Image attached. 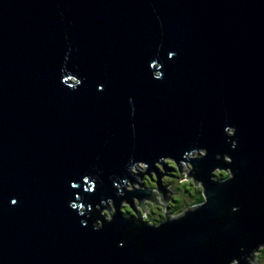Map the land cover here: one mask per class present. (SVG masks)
I'll return each instance as SVG.
<instances>
[{
    "label": "water",
    "instance_id": "95a60500",
    "mask_svg": "<svg viewBox=\"0 0 264 264\" xmlns=\"http://www.w3.org/2000/svg\"><path fill=\"white\" fill-rule=\"evenodd\" d=\"M165 157L204 198L149 224L132 198L151 190L124 185L154 171L167 202ZM261 246L264 0H0V264H256Z\"/></svg>",
    "mask_w": 264,
    "mask_h": 264
},
{
    "label": "rangeland",
    "instance_id": "374dc122",
    "mask_svg": "<svg viewBox=\"0 0 264 264\" xmlns=\"http://www.w3.org/2000/svg\"><path fill=\"white\" fill-rule=\"evenodd\" d=\"M203 153L204 151L200 150L198 152H194L190 154V157H195ZM170 159L172 158L165 157L160 161L162 164L158 162L156 163L157 171L165 174L160 177V182H161V186L165 187V190L169 191V192H165V195L170 198L167 202H165L163 198V193L159 192L157 189V184H156L157 177L154 171H149V176L147 174H143L142 179H140V177L134 178L135 181L131 182V184L129 182V179L125 181L126 185H124V190L133 191V188L135 189H139V188L145 189L146 188L148 190H151V195L149 199L147 198L141 199V207H139L137 199L135 197L132 198V202H133L134 207L136 208V211L139 212L140 217L143 220H146L147 223L149 224H153L151 222H155V220L158 219V215L161 214L162 212L167 214L168 217L170 218H175L179 216L180 214H182V212L189 206L183 208L185 206L184 204V206L180 208L181 211L178 212L177 209L179 207L178 208L177 206L171 207L170 205V203H172L171 202L172 196L180 195L181 197H183L182 199L185 202L188 199H186L187 197H184V194H186V189L184 185L187 183H192V186H200L201 184L199 181L194 180L193 176H188V173L192 170V165L186 161L178 162V164L181 167L180 176L175 177V178L171 177L172 175L170 173L173 171L170 170L169 166L166 163V161H169ZM146 169H147L146 166L143 163L139 162L132 168L131 171L134 174H142L146 171ZM145 178L149 179L150 184L148 181L145 180ZM137 182L141 186H139ZM122 202L120 203L121 207L125 206L127 203V202L126 203H122ZM176 204L177 203H173V205H176ZM150 206L152 207V209L154 208L156 209V210L154 209V213ZM159 220L162 221L163 219H159ZM159 223L160 222L156 223V225ZM257 258L259 259L258 264H264V256H262V252H257Z\"/></svg>",
    "mask_w": 264,
    "mask_h": 264
},
{
    "label": "trees",
    "instance_id": "16d2710c",
    "mask_svg": "<svg viewBox=\"0 0 264 264\" xmlns=\"http://www.w3.org/2000/svg\"><path fill=\"white\" fill-rule=\"evenodd\" d=\"M166 163L169 166L170 170L173 171V172L170 173L172 175L171 177H174V178L175 177H179L180 176V172L178 170L176 162L173 159H170L169 161H166ZM145 180L149 182V179L145 178ZM149 184H150V182H149ZM184 186H185V189H186V194H184V197H187L186 199H188V200H186L184 202L183 199H182L183 197H181L180 195H173L172 199H171L172 203H170L171 207H173V206H177V208L179 207L177 209L178 212L181 211L180 208H182L184 206V204H185V206L183 208H185L187 206H193V205L201 203L203 201V198H204L203 191H202V186H192V183H187ZM122 203H126V202L123 201ZM173 203H177V204L173 205ZM151 209H152V207H151ZM154 209H152L153 213H154ZM120 211L126 217L136 215L135 211L130 207V205L128 203H126V205L123 206V207L120 206ZM150 213H151V211H150ZM164 218H165V213L162 212L161 214L158 215V219H156L155 222H151V223L156 224V223H158L160 221L159 219H164ZM260 252H262V256H264V247L261 248Z\"/></svg>",
    "mask_w": 264,
    "mask_h": 264
},
{
    "label": "flooded vegetation",
    "instance_id": "af4514ba",
    "mask_svg": "<svg viewBox=\"0 0 264 264\" xmlns=\"http://www.w3.org/2000/svg\"><path fill=\"white\" fill-rule=\"evenodd\" d=\"M159 222H160V221H159ZM262 247H264V246H261L258 252H260V250H261V248H262ZM255 260H256V264H258V262H259V259H257V257H256V259H255Z\"/></svg>",
    "mask_w": 264,
    "mask_h": 264
},
{
    "label": "snow or ice",
    "instance_id": "6c2138e0",
    "mask_svg": "<svg viewBox=\"0 0 264 264\" xmlns=\"http://www.w3.org/2000/svg\"><path fill=\"white\" fill-rule=\"evenodd\" d=\"M13 203H15V201H13Z\"/></svg>",
    "mask_w": 264,
    "mask_h": 264
},
{
    "label": "clouds",
    "instance_id": "9594fccd",
    "mask_svg": "<svg viewBox=\"0 0 264 264\" xmlns=\"http://www.w3.org/2000/svg\"><path fill=\"white\" fill-rule=\"evenodd\" d=\"M139 213V212H138ZM140 216V215H139Z\"/></svg>",
    "mask_w": 264,
    "mask_h": 264
}]
</instances>
